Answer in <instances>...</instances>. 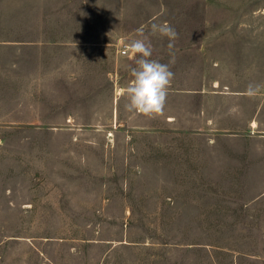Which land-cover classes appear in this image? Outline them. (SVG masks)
Listing matches in <instances>:
<instances>
[{"label":"rangeland","instance_id":"obj_1","mask_svg":"<svg viewBox=\"0 0 264 264\" xmlns=\"http://www.w3.org/2000/svg\"><path fill=\"white\" fill-rule=\"evenodd\" d=\"M0 264H264V0H0Z\"/></svg>","mask_w":264,"mask_h":264},{"label":"clouds","instance_id":"obj_2","mask_svg":"<svg viewBox=\"0 0 264 264\" xmlns=\"http://www.w3.org/2000/svg\"><path fill=\"white\" fill-rule=\"evenodd\" d=\"M151 31L153 34L158 32L161 36L168 38L167 47L172 55L173 42L177 38L175 29L168 24H153ZM138 36L140 38L132 40L126 52V55L130 53L137 58L136 66L131 68L132 80L125 91L128 101L125 107L129 112L154 116L164 110L174 73L170 70L169 64L160 63L151 58L153 48L148 37L144 35L143 29L138 30ZM169 63H174V56ZM249 92H253L251 85Z\"/></svg>","mask_w":264,"mask_h":264},{"label":"built area","instance_id":"obj_3","mask_svg":"<svg viewBox=\"0 0 264 264\" xmlns=\"http://www.w3.org/2000/svg\"><path fill=\"white\" fill-rule=\"evenodd\" d=\"M122 52L125 53L126 52V49H122Z\"/></svg>","mask_w":264,"mask_h":264},{"label":"bare ground","instance_id":"obj_4","mask_svg":"<svg viewBox=\"0 0 264 264\" xmlns=\"http://www.w3.org/2000/svg\"><path fill=\"white\" fill-rule=\"evenodd\" d=\"M253 124H254V122H253Z\"/></svg>","mask_w":264,"mask_h":264}]
</instances>
